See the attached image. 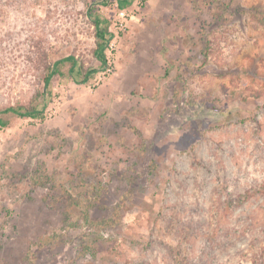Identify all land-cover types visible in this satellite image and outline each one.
I'll list each match as a JSON object with an SVG mask.
<instances>
[{
  "label": "rangeland",
  "instance_id": "obj_1",
  "mask_svg": "<svg viewBox=\"0 0 264 264\" xmlns=\"http://www.w3.org/2000/svg\"><path fill=\"white\" fill-rule=\"evenodd\" d=\"M135 1L0 0V264H264V0Z\"/></svg>",
  "mask_w": 264,
  "mask_h": 264
},
{
  "label": "trees",
  "instance_id": "obj_2",
  "mask_svg": "<svg viewBox=\"0 0 264 264\" xmlns=\"http://www.w3.org/2000/svg\"><path fill=\"white\" fill-rule=\"evenodd\" d=\"M130 4L129 0H119L120 7H126ZM253 19L257 25L264 27V6L257 9V11L253 14ZM94 23L97 29V47L94 51L95 57L104 65L107 64L106 53H105V44H106V32L107 26L104 25V22L101 20L99 16L94 19ZM65 61H69L72 64V67L69 70V74L72 76L74 74L75 66L77 65V60L74 56L66 57L65 59L58 60L53 64H50L47 67V71L45 74V88L46 91L51 94V83L54 75L58 73H62L61 65L65 63ZM80 75L83 76L84 80H87L91 75L90 72H84L83 67L77 71ZM17 115L21 117H32V118H43L44 112L39 109L36 105H12L0 110V125L5 126L10 123V116ZM259 193H264V184L259 185L258 187L251 188L246 190L243 193L237 195H230L226 198L224 202V207H235L237 205H241L243 202L251 198V196ZM90 249L88 246H83L81 252L86 254Z\"/></svg>",
  "mask_w": 264,
  "mask_h": 264
},
{
  "label": "built area",
  "instance_id": "obj_3",
  "mask_svg": "<svg viewBox=\"0 0 264 264\" xmlns=\"http://www.w3.org/2000/svg\"><path fill=\"white\" fill-rule=\"evenodd\" d=\"M117 2H115L114 4V10L116 13L117 18L115 19V17H112V15H108L107 17L101 16V20L104 22V25L106 24V26L110 23L113 22L118 28L125 30L126 26H127V21H128V16H129V11L128 8L125 7H120L119 5V0H116ZM141 1V0H139ZM139 1H135L134 3L137 4L139 3ZM142 2V1H141ZM115 19V20H114ZM112 29L107 30V32H109V34H107L106 32V44H105V53H111V51L114 49L112 46V41H110V39H108L109 37H111L113 35V33L111 32ZM107 66L105 71H103V73H107L111 70V65H112V61L107 58Z\"/></svg>",
  "mask_w": 264,
  "mask_h": 264
}]
</instances>
